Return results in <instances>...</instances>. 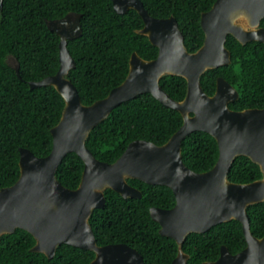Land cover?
I'll return each instance as SVG.
<instances>
[{
    "label": "water",
    "instance_id": "water-1",
    "mask_svg": "<svg viewBox=\"0 0 264 264\" xmlns=\"http://www.w3.org/2000/svg\"><path fill=\"white\" fill-rule=\"evenodd\" d=\"M112 3L118 14L130 10L139 13L144 27L138 33L160 50L159 56L145 60L138 52L133 53L125 81L104 99L85 105L69 79L76 62L68 44L83 34L82 15L70 12L46 21L49 31L60 37V68L56 75L29 82V86L54 87L63 97L65 108L59 123L51 129L53 148L48 156L37 157L29 149H20V177L14 185L0 190V238L22 229L35 239L31 252L48 259H53L65 244L94 252L90 264H145L140 252L126 244L98 245L90 224L93 212L106 206V191L112 190L124 199L143 197L129 184L128 180L134 179L168 187L175 196L174 208L150 209L152 220L161 227L160 234L179 247L172 264H188L190 256L182 247L190 234H203L231 221L242 224L246 248L232 254L222 246L219 259L205 264H264V237L252 234L247 212L248 207L264 203V108L231 109L229 105L239 100L240 93L223 77L217 79L213 96L201 84L208 71L232 64V54L226 47L229 36L242 45L264 44V0H217L201 15L205 40L194 53L188 51L176 17L155 18L141 0ZM6 64L21 78L20 62L14 55L7 57ZM166 76L187 81L184 100H174L162 88L161 79ZM142 94H151L178 111L183 118L181 128L164 145L137 140L114 163L98 160L87 147L91 132L121 104ZM195 132L211 135L219 147L218 161L208 172L197 173L183 161L182 144ZM70 153L78 155L85 165L80 185L74 190L57 177ZM238 157H247L258 165L262 178L246 184L230 181V169Z\"/></svg>",
    "mask_w": 264,
    "mask_h": 264
},
{
    "label": "trees",
    "instance_id": "trees-1",
    "mask_svg": "<svg viewBox=\"0 0 264 264\" xmlns=\"http://www.w3.org/2000/svg\"><path fill=\"white\" fill-rule=\"evenodd\" d=\"M155 18L176 17L189 52L204 44L201 15L212 9L217 0H141ZM70 12L82 15L83 34L70 41L68 48L76 68L69 79L76 86L82 102L92 105L107 97L128 76L133 53L145 60L159 56L160 50L146 36L138 33L144 22L135 10L118 14L112 0H4L0 17V190L14 185L20 177V149L31 150L37 157L48 156L53 148L51 129L65 108L63 97L54 87L31 89L29 82L54 76L60 68V37L49 31L47 20L60 19ZM1 14V10H0ZM264 27V19L261 22ZM226 47L232 64L210 70L201 79L204 91L213 96L217 79L225 78L240 93L229 106L236 111L264 108V44L242 45L229 36ZM9 55L20 62V75L6 64ZM162 88L176 101L187 93V81L166 76ZM182 115L161 104L151 94H142L117 107L110 117L91 132L87 147L94 156L114 163L130 143L146 140L164 145L181 128ZM183 161L197 173L210 171L218 161L217 141L209 134L195 132L182 144ZM83 161L75 153L68 154L60 165L57 177L69 189H77L84 171ZM262 178L258 165L247 157L233 163L229 179L246 184ZM139 189L141 199H124L106 191V206L96 209L90 224L98 245L126 244L142 255L145 264H171L178 254V245L160 234V225L152 220L151 207L171 209L176 204L171 189L147 185L130 179ZM252 234L264 237V203L247 209ZM34 237L17 229L0 238V264H90L95 253L70 245H61L53 259L33 253ZM232 254L247 246L241 223L231 221L213 227L205 234H191L183 244L190 255L189 264L216 261L221 246Z\"/></svg>",
    "mask_w": 264,
    "mask_h": 264
},
{
    "label": "flooded vegetation",
    "instance_id": "flooded-vegetation-1",
    "mask_svg": "<svg viewBox=\"0 0 264 264\" xmlns=\"http://www.w3.org/2000/svg\"><path fill=\"white\" fill-rule=\"evenodd\" d=\"M261 27H262V26H261ZM263 28H264V27H263ZM175 205H176V204H175ZM174 207H175V206H174ZM174 207H173V208H174ZM151 208H152V207H151ZM151 208H150V209H151ZM162 209H164V208H162ZM171 209H172V208H171ZM241 225H242V224H241ZM242 228H243V227H242ZM210 230H211V229H210ZM210 230H209V231H210ZM206 233H207V232H206ZM194 234H196V233H194ZM203 234H205V233H203ZM190 235H191V234H190ZM187 238H188V237H187ZM185 241H186V240H185ZM184 243H185V242H184ZM246 243H247V242H246ZM223 246H225V245H223ZM226 247H227V246H226ZM182 248H183V247H182ZM221 248H222V246H221ZM245 248H246V247H245ZM228 249H229V248H228ZM243 250H244V249H243ZM178 251H179V247H178ZM183 251H184V250H183ZM184 252H185V251H184ZM185 253H186V252H185ZM186 254H188V253H186ZM220 254H221V249H220ZM237 254H238V253H237ZM177 255H178V254H177ZM188 255H189V254H188ZM189 256H190V255H189ZM176 257H177V256H176ZM219 257H220V255H219ZM218 259H219V258H218ZM218 259H217V260H218ZM189 260H190V259H189ZM217 260H216V261H217ZM173 261H174V260H173ZM210 262H214V261H210ZM205 263H207V262H205ZM205 263H204V264H205ZM171 264H172V263H171ZM188 264H189V261H188Z\"/></svg>",
    "mask_w": 264,
    "mask_h": 264
}]
</instances>
